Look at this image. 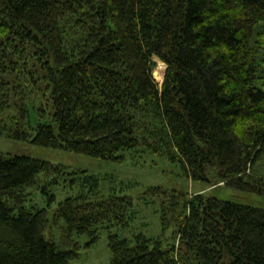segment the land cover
I'll return each mask as SVG.
<instances>
[{
  "label": "trees",
  "instance_id": "1",
  "mask_svg": "<svg viewBox=\"0 0 264 264\" xmlns=\"http://www.w3.org/2000/svg\"><path fill=\"white\" fill-rule=\"evenodd\" d=\"M154 59L165 66L160 87ZM37 80L53 113L31 135L24 97ZM6 113L14 141L115 164L146 146L192 182L264 196V0H0ZM66 177L98 183L0 155V264H70L79 237L89 248L103 226H129L132 199L115 195L67 198L50 219L48 187ZM33 190L46 207H25ZM145 196L161 200L163 231L173 215L172 243L109 236L110 264H264L263 209L159 187Z\"/></svg>",
  "mask_w": 264,
  "mask_h": 264
},
{
  "label": "rangeland",
  "instance_id": "2",
  "mask_svg": "<svg viewBox=\"0 0 264 264\" xmlns=\"http://www.w3.org/2000/svg\"><path fill=\"white\" fill-rule=\"evenodd\" d=\"M155 68L152 78L159 87L163 81L165 66L154 59ZM39 68V67H38ZM39 68L35 78L42 75ZM37 85H32L25 90L24 103L29 111L27 119L28 133L34 134V129L39 121L49 122L51 119L52 104L50 92H47L44 82L37 80ZM12 87V85H11ZM21 95L12 92L11 108L16 112L20 105ZM43 108L46 114H42ZM11 110V109H10ZM9 111V110H8ZM10 113L0 117V155L5 158L24 156L50 163L53 166H62L70 172L83 171L97 178V186H93L89 180L84 185H71L69 177L62 178L57 185L48 187L49 194L55 196L56 202L49 208V217H53L57 205L67 198L86 196L89 200L106 198L109 196L128 197L132 199L135 215L129 221L127 228L105 225L100 231L99 240L91 247L85 248L87 237H79L81 249L78 257L70 264H110L111 254L108 249L109 236L132 242L134 237L142 235L148 239L161 240L172 243L171 238L177 231L173 215L167 214L169 220L167 229L163 231L161 224V200L158 197L149 198L145 192L150 187H159L166 192L176 191L188 196L202 194L207 197H215L221 201H229L240 205L250 206L264 210V196L241 193L224 187L223 183L211 185L208 183L192 182L185 178L183 170L178 164L168 163L162 157L152 153L146 146L124 152L123 164H115L71 154L60 150L41 148L29 142H18L8 137L11 125L6 118ZM30 199L25 207L43 208L47 206V198L40 191H30ZM45 239L50 240L49 231L45 233Z\"/></svg>",
  "mask_w": 264,
  "mask_h": 264
}]
</instances>
